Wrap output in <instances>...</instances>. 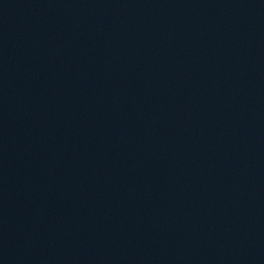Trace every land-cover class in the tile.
I'll use <instances>...</instances> for the list:
<instances>
[{
  "label": "water",
  "instance_id": "obj_1",
  "mask_svg": "<svg viewBox=\"0 0 264 264\" xmlns=\"http://www.w3.org/2000/svg\"><path fill=\"white\" fill-rule=\"evenodd\" d=\"M0 264H264V0H0Z\"/></svg>",
  "mask_w": 264,
  "mask_h": 264
}]
</instances>
